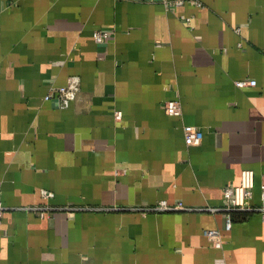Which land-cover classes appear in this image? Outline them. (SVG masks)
Wrapping results in <instances>:
<instances>
[{
    "label": "crops",
    "instance_id": "crops-1",
    "mask_svg": "<svg viewBox=\"0 0 264 264\" xmlns=\"http://www.w3.org/2000/svg\"><path fill=\"white\" fill-rule=\"evenodd\" d=\"M196 1L0 0V264H264V0ZM70 74L66 107L43 97ZM242 167L226 229L206 207Z\"/></svg>",
    "mask_w": 264,
    "mask_h": 264
},
{
    "label": "built area",
    "instance_id": "built-area-1",
    "mask_svg": "<svg viewBox=\"0 0 264 264\" xmlns=\"http://www.w3.org/2000/svg\"><path fill=\"white\" fill-rule=\"evenodd\" d=\"M186 0H162L166 7L176 6L182 4ZM195 4H200L198 1L193 0ZM185 23H189V16L180 15ZM237 29V27H236ZM107 30L105 29H94L92 31V38L95 42H101L107 35ZM234 83L237 86H242L245 83L252 85L254 84L253 79H236ZM79 89V77L76 74H70L67 76L66 81L60 85H51L48 87L44 94V98H54L57 105L61 108L66 107L71 100H73ZM163 109L167 114L177 115L180 112L179 104L176 99H167L163 102ZM114 116L119 117L120 111L115 110ZM182 137L184 144L194 145L198 144L202 137V130L193 124L184 123L181 125ZM253 186V171L249 167H242L239 170L238 180L234 184H226L222 187V198L223 204L219 207L208 206L206 209L209 211H215L222 209L224 213V228H229L231 223L229 211L232 209H244L248 208L247 201L251 195V188ZM40 194L44 197L50 196L51 192L47 189L41 188ZM259 198L261 201L260 205L255 208L260 212H264V183L259 184ZM36 213L40 216L45 214V206H35L33 207ZM179 208H189L182 205L181 202L167 203L164 199H159L154 204L143 207L142 210H169V209H179ZM3 212V205L0 201V218ZM204 235L210 239L211 243L218 244L219 234L214 228L203 229Z\"/></svg>",
    "mask_w": 264,
    "mask_h": 264
}]
</instances>
